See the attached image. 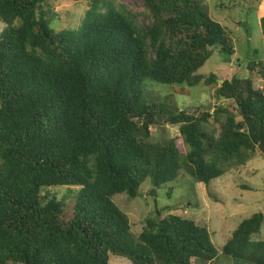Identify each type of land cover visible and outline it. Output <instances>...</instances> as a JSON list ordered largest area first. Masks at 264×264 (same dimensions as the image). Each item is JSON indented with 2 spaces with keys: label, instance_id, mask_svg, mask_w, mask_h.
<instances>
[{
  "label": "trees",
  "instance_id": "1",
  "mask_svg": "<svg viewBox=\"0 0 264 264\" xmlns=\"http://www.w3.org/2000/svg\"><path fill=\"white\" fill-rule=\"evenodd\" d=\"M51 1H87L82 26L52 29ZM139 1L150 25L137 26L112 0H0V264L217 258L207 227L179 215L146 220L135 239L112 198L135 199L146 181L159 188L180 173L208 186L264 156V91L233 77L215 92L229 103L212 111L158 103L149 81L218 85L199 70L215 52L236 50L231 32L205 11L207 0ZM259 25L264 39V16ZM256 56L247 70L259 68L264 84ZM159 125L179 128L186 154L177 138L150 142ZM64 186L80 188L71 217L50 193ZM263 225L262 213L243 220L222 253L264 264V240H254Z\"/></svg>",
  "mask_w": 264,
  "mask_h": 264
},
{
  "label": "rangeland",
  "instance_id": "2",
  "mask_svg": "<svg viewBox=\"0 0 264 264\" xmlns=\"http://www.w3.org/2000/svg\"><path fill=\"white\" fill-rule=\"evenodd\" d=\"M112 1L137 26L151 24L150 15L141 1ZM206 6L205 11L208 10L210 17L231 32L236 53L228 57L215 52L199 70L198 74L203 77L215 75L218 85L199 84L190 88L187 85H164L149 81L148 84L152 85L149 89L158 103L176 105L180 110L191 112L197 106H210L209 111H212L220 103H229L218 100L215 92L221 82L233 77L250 79L255 89L264 91L260 69L256 68L253 73L247 70L255 54L257 60L264 63V39L259 25L260 18L264 16V0H207ZM256 6H260L258 11ZM48 7L57 14V17L51 18V27L55 31L79 29L89 9L87 1H51ZM4 26L0 22V32ZM207 127L212 130L210 125ZM150 131V142L177 138L182 153H187L188 147L179 135L178 127L159 125ZM208 186L187 173H180L174 182L159 188H154L150 181H146L135 199H130L126 194H118L112 200L129 217L131 233L135 239L144 231L146 220L157 222L169 215H179L206 226L218 252L217 258L211 263L192 260L193 264H236V260L222 253V248L243 220L256 213L264 214V156L257 152L246 165L230 169ZM79 191L78 187L65 186L50 189L54 198L63 203L69 217L72 216ZM152 191L156 192L155 198L151 196ZM254 240H264V225ZM109 264L131 263L111 256Z\"/></svg>",
  "mask_w": 264,
  "mask_h": 264
},
{
  "label": "water",
  "instance_id": "3",
  "mask_svg": "<svg viewBox=\"0 0 264 264\" xmlns=\"http://www.w3.org/2000/svg\"><path fill=\"white\" fill-rule=\"evenodd\" d=\"M206 109H207V110H210V109H211V107H210V106H208V107H206ZM155 193H156L155 191H152V193H151V196H153V197H154V196H156V194H155ZM154 198H155V197H154Z\"/></svg>",
  "mask_w": 264,
  "mask_h": 264
}]
</instances>
